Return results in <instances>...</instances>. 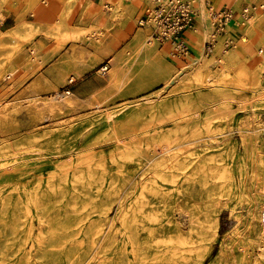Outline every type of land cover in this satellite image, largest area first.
I'll return each mask as SVG.
<instances>
[{
    "label": "bare ground",
    "instance_id": "1",
    "mask_svg": "<svg viewBox=\"0 0 264 264\" xmlns=\"http://www.w3.org/2000/svg\"><path fill=\"white\" fill-rule=\"evenodd\" d=\"M3 1L0 0V10ZM37 1L31 0V3ZM140 1L134 0L121 8L119 0L117 22L130 19ZM230 1L237 6L242 0ZM245 1L249 3L245 19L232 20L234 24H243L238 44L207 58H203L199 50L196 55L184 53L181 58H176L169 43L158 51L152 40L145 38L140 27L129 43L114 51L120 28L111 16L107 18L105 12H97L95 21L100 25V35L91 43L95 52L78 48L74 45L76 43H72L68 53L25 91L28 94L25 98L28 99L37 97L41 90L49 93L41 99H30L28 110H46L52 114L68 112L78 100L89 108H98L116 97L118 84L124 76H131L137 81L146 76V87L164 84L168 88L182 73L189 71L196 87L160 97L154 103L156 108L153 112L159 116L169 113L170 118L167 119L174 123L178 121L174 116L186 112L196 114L203 107L208 122L206 128L218 133L207 141H203L205 138L196 139L195 150L187 153L178 150L155 159L157 150L166 152L169 144L179 139L165 141L170 136L162 133L160 127L164 123L156 125L149 120H130L124 117L121 109L108 116L84 121L82 124L92 128L112 121L114 132L131 131L129 133L137 135L143 132L139 136L145 138L147 146L142 147L139 138L129 149L117 151L112 158L116 169L111 173L115 183L109 189H103L99 173L105 165V158L78 154L72 164H56L46 177H41V174L36 176L29 185L13 189L9 197L0 192V222L6 226V235L14 232L11 225L20 218L10 210L15 199H19L24 206L34 204L35 208L37 203H44L42 213L32 207L31 213L22 219L16 231L23 234L25 240L30 239L34 245L33 252L40 257L33 259L30 255H23L21 258H26L24 263L19 258L0 264H264V153L254 149L253 138L244 136V153L237 159L234 145L223 137L222 126L219 123L215 126L209 124V120L217 116L221 117V121H227V114L214 107L224 101V94L217 90L226 84V76L236 64L242 63V69L236 78L229 79L230 82L250 88L255 95L264 91V65L260 51L264 47V0ZM195 3L199 24L186 34L187 39L188 34H195L201 45L209 28L208 13L205 11V0H195ZM148 11L149 5L143 14ZM43 14L46 17L50 15L47 11ZM143 14L138 19L140 26L144 24ZM2 16L0 11V19ZM64 27L62 25L54 33L64 34ZM10 30L6 37L0 34V71L9 70L6 75H11L21 66L33 68L36 62H46L56 55L64 45L63 41L82 37L72 32L62 38L58 47L30 56L20 46L9 51L7 47L11 39L29 33L31 27L24 25L21 16H18L17 25ZM225 31L228 32L227 29ZM255 47H258L262 64ZM111 54L113 56L109 61L113 60L114 66L110 80L89 99L81 100L70 90L57 92L56 84L68 85L73 78L99 66L102 59ZM164 55L174 56L173 61L182 70L175 74L176 70ZM50 75L52 82L48 78ZM9 109L0 110L2 133L11 129L2 126ZM193 142L188 141V144ZM127 161H134L145 168L133 177L125 166ZM78 172L83 174L71 177L70 173ZM236 192L239 198L246 201V215L236 218L233 232L222 234L220 214L228 205L227 200ZM114 205L117 227L115 218L109 216ZM215 243H219L216 251ZM251 244L254 250H251ZM22 246L19 243L13 248L22 251Z\"/></svg>",
    "mask_w": 264,
    "mask_h": 264
},
{
    "label": "rangeland",
    "instance_id": "2",
    "mask_svg": "<svg viewBox=\"0 0 264 264\" xmlns=\"http://www.w3.org/2000/svg\"><path fill=\"white\" fill-rule=\"evenodd\" d=\"M118 1L69 0V2H64L63 0H46L44 2V0H38L36 3H31V0H4L2 2L0 10L3 15L0 19L1 36L6 37L9 31H11L10 29L14 25H17L18 16H21L24 25L31 27L29 33L11 39L7 51L15 46H20L27 54L34 56L36 53L43 54L47 50L58 47L62 43V38L68 37L72 32L79 33L82 36L74 39L68 38L63 41L64 45L55 56L43 63L36 62L33 68L21 66V68L15 69L11 75H6L9 70L0 71V110L10 107L9 110H6L8 113L3 119L2 126L4 128H11L4 133L0 131V192L5 196H11L9 194L16 187L21 189L22 186L29 185L40 174L41 177H46L56 164L57 166L72 164L78 154L85 157H104L105 165L99 171L103 189L112 187L115 183V178L111 176V173L116 169V164L112 158L117 155L119 149H129V146L134 145L139 138L142 140V147L145 148L147 141L143 136H139L143 132H140L138 135L129 133L131 131H126V133L114 132L113 124H111L112 121L105 124L100 123L93 128L90 125L82 123L101 115L108 116L109 113L117 109H121L124 112V117L130 118V120H149V123L156 125L164 123L165 125L162 124L163 126L160 127L163 129L162 133L164 136H170V139H165V141L179 138L178 141L169 144V150L166 149V152L160 149L157 150L155 152V159L169 156L178 150L181 153L195 150L197 149V147L194 148L195 144L198 143V141H195L196 139L205 138L203 141H207L213 138L211 136L218 133V131L206 128L208 122L203 107H200L196 114L186 112L174 116L175 119H178L174 123L170 119H167L170 118L169 113L160 114L159 116V114L153 112L156 108H154V103L158 102L160 97L168 94H178L196 87V81L189 71L182 73L180 78L175 80L168 88L164 84L146 87L144 84L146 76H143L140 81L131 76H124L118 84L119 91L116 97L98 108H89L78 100L68 112L52 114L46 110L38 112L28 110L27 107L30 104V99H41V97L48 96L49 93L41 90L37 97L28 99L25 98L28 95L25 94V91H27L35 79L43 74H47L49 68L68 53L72 47V43H76L74 45L78 48H88L95 52L91 43L95 41L96 36L100 35V25L95 21V15L98 11L105 12L107 18L111 16L114 23L120 28L119 33H117V43L115 44L114 51L115 49L119 50L123 48L129 43L138 27L143 28L145 38H150L158 51H161L163 46L169 43L171 53L176 58H181L184 53L196 55L197 50L200 51L203 58L210 57L219 50L235 47L242 34L241 29L243 24H234L235 22L233 21L227 22L225 28L218 30L213 36L215 40H213V49L207 52L205 41L211 39L214 27L205 6V11L208 13L209 25L207 35L203 38L200 45L195 34H188L187 44L190 46V50L188 52H181L172 41H159L155 39L150 26L139 25L138 19L146 11L147 5H149L146 0L140 1V5L135 8L133 16L130 19L117 22V4L119 5L120 3ZM133 1L121 0V8ZM211 1L214 5L226 4L233 6L232 8L238 12L234 15L233 19L235 21L237 19H245V16L240 17L239 13L245 6V0H242L237 6H234L230 0ZM206 4L207 0L205 1ZM44 11L50 14L49 17L43 14ZM248 12L249 9L246 15ZM142 19L144 20V14ZM62 25L66 28L65 33H54ZM44 28L45 30H43ZM233 32L238 33L239 36H237L235 42L227 45L226 42ZM220 34H223V36H220ZM254 51L259 56L260 63L262 64L258 47H255ZM112 54L103 58L99 66L85 71L68 85L62 86L61 84H56L58 88L56 89L57 92L58 90L61 92L70 90L77 93L78 96L84 97L90 91L104 87L110 80L113 71V60L109 61L113 56ZM164 58L176 70L175 74L182 70L181 66L173 61L174 56L164 55ZM241 69L242 63H238L231 68V72L226 76L228 81L217 90L224 94L222 96L224 101L215 104L214 108L215 110H220V112L224 111L227 114L225 115L227 121H221L220 116L209 120V124L211 125L215 126V124L219 123L222 126L223 137H227V140L234 145L238 156V158L236 157L237 159L244 153V136L253 138L254 149L256 151L261 150L264 153V91H259L255 95L250 88L244 86L243 88L240 84L230 82L229 79L236 78ZM262 70L264 71V66H262ZM48 78L51 82L53 81L51 75ZM191 140H194V142L188 144V141ZM176 145H178L177 148L175 147ZM64 149L67 150L63 151ZM125 164L133 177L139 175L145 168L134 161H127ZM70 174L71 177H76L83 173ZM235 181H238L237 177H235ZM262 187H264V182ZM227 203L228 205L222 209L220 214V231L222 234L233 232L236 229V218L246 215V201L242 197L239 198L237 192L227 200ZM32 207L35 208L34 204L24 206L19 199L14 200L10 210L20 218L11 225L13 233L6 235L4 233L6 226L0 222V262L16 261L20 258L22 259L21 262L24 263L26 258H21L23 255H30L33 259L40 257L38 253L33 252L34 245L30 239L25 240L23 234L16 233L17 229L21 226L20 222L29 216ZM42 207H44V203L39 202L36 204L34 210L42 213ZM115 213L116 206L114 205L110 210L109 216L115 218L117 227V215ZM19 243L23 245L22 251H17L13 248L15 245L18 246ZM218 246L219 243H215L214 251L218 249ZM250 247L251 250H254L252 244Z\"/></svg>",
    "mask_w": 264,
    "mask_h": 264
},
{
    "label": "built area",
    "instance_id": "3",
    "mask_svg": "<svg viewBox=\"0 0 264 264\" xmlns=\"http://www.w3.org/2000/svg\"><path fill=\"white\" fill-rule=\"evenodd\" d=\"M149 3V11L144 14V24L147 23L153 30V35L159 41L170 40L181 52H188L190 46L187 44V31L194 29L199 21L197 20V9L195 0H146ZM206 1V0H205ZM241 9L240 16H246L248 2ZM208 15L214 27L211 39L205 41V49L210 52L213 49V36L218 30H223L227 22L232 21L238 13L233 6L214 5L207 0L205 5ZM234 25V24H233ZM241 25V24H238ZM238 33L233 32L226 44L236 41ZM264 55V47L260 49ZM264 63V56H263Z\"/></svg>",
    "mask_w": 264,
    "mask_h": 264
},
{
    "label": "crops",
    "instance_id": "4",
    "mask_svg": "<svg viewBox=\"0 0 264 264\" xmlns=\"http://www.w3.org/2000/svg\"><path fill=\"white\" fill-rule=\"evenodd\" d=\"M99 4V3H98ZM108 6V5H107ZM79 77V76H78ZM77 78V77H76ZM76 78H73V81H74V79H76ZM97 89H95V90H92V91H90L86 96H84V97H80V96H78V94L77 93H75V92H73L79 99H81V100H87V99H89V97H90V95L91 94H93L95 91H96ZM109 102V101H108Z\"/></svg>",
    "mask_w": 264,
    "mask_h": 264
}]
</instances>
